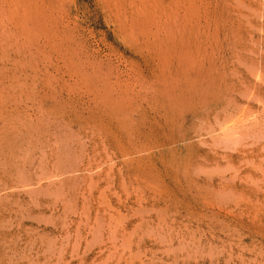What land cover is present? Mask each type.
I'll list each match as a JSON object with an SVG mask.
<instances>
[{
	"label": "rangeland",
	"instance_id": "1",
	"mask_svg": "<svg viewBox=\"0 0 264 264\" xmlns=\"http://www.w3.org/2000/svg\"><path fill=\"white\" fill-rule=\"evenodd\" d=\"M0 264H264V0H0Z\"/></svg>",
	"mask_w": 264,
	"mask_h": 264
}]
</instances>
